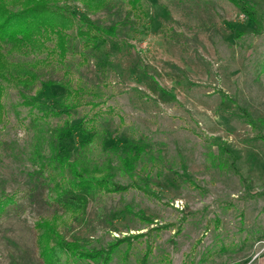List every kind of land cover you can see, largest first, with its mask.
<instances>
[{
    "label": "rangeland",
    "instance_id": "1",
    "mask_svg": "<svg viewBox=\"0 0 264 264\" xmlns=\"http://www.w3.org/2000/svg\"><path fill=\"white\" fill-rule=\"evenodd\" d=\"M251 2L261 26L229 0H112L88 15L116 27L98 45L73 28L64 59L54 40L8 53L38 80L5 81L0 264H49L43 220L92 252L56 264H99V250L108 264H264V0ZM40 90L60 113L20 103ZM52 139L116 185L84 212L49 198L51 174L73 178L49 160Z\"/></svg>",
    "mask_w": 264,
    "mask_h": 264
},
{
    "label": "trees",
    "instance_id": "2",
    "mask_svg": "<svg viewBox=\"0 0 264 264\" xmlns=\"http://www.w3.org/2000/svg\"><path fill=\"white\" fill-rule=\"evenodd\" d=\"M112 0H0V124L4 122L6 108L3 103L5 94V81L16 87L30 86L38 80L37 72L28 67L24 61H13L9 52L27 53L42 50L47 42L54 40V49L61 59H64L69 50V30L76 28L85 45H98L105 41L107 35L115 33V25H104L92 20L88 15L109 6ZM135 5L139 0H131ZM249 19L261 26L258 9L251 0H229ZM80 2L85 11L76 10L75 3ZM43 84H46L43 83ZM48 85V84H46ZM45 85V86H46ZM45 95L40 90L36 96H29L20 91L22 104L29 105L31 110L38 109L44 115L60 113L59 104ZM38 116H35V118ZM85 139L91 136L86 131L80 132ZM52 155L51 162L57 160L61 167L67 166L73 178L57 179L51 174L49 198L65 210L80 213L86 210L88 195L99 187L116 186L110 180V174L97 177L94 174L83 173L77 169L75 161L70 160L66 148L58 147L53 139L49 142ZM43 163V162H42ZM127 187V185H125ZM118 188H121L118 186ZM116 189V188H115ZM13 201L8 194H0V216L7 206ZM43 229L38 242L41 255L49 264L59 263L63 254L79 257H90V251L82 249L78 241L66 240L57 230L55 222L43 220L37 224ZM103 254L104 256H100ZM107 252L99 250L95 257H103L99 264H108ZM106 255V256H105Z\"/></svg>",
    "mask_w": 264,
    "mask_h": 264
}]
</instances>
